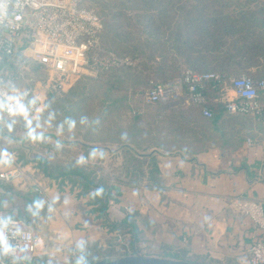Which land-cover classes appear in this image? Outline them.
<instances>
[{
  "label": "crops",
  "instance_id": "0c3cea01",
  "mask_svg": "<svg viewBox=\"0 0 264 264\" xmlns=\"http://www.w3.org/2000/svg\"><path fill=\"white\" fill-rule=\"evenodd\" d=\"M162 105L165 115L190 108ZM132 112L144 119L136 125L138 135L131 132L132 137L115 148H101L103 162L109 154L121 161L113 173L104 175L113 194L105 211L79 188L45 176L33 164L20 163L13 182L0 178V223L22 219L41 237L35 255L11 264H77L93 249L101 248L102 253L111 243L131 249L128 255L165 257L163 250L172 249L195 264H250V248L262 232L234 210L233 201L254 200L264 207L262 123L252 115L227 111L218 112L212 121L197 111L193 121H157L155 130L150 115L157 107ZM3 120L0 113V175L19 164L25 150L23 139L3 130L10 124ZM128 150L146 158L138 178L128 176L134 165L122 163L131 155ZM153 158L157 172L151 176ZM38 184L44 196L34 192ZM131 212L140 214L133 234L115 229Z\"/></svg>",
  "mask_w": 264,
  "mask_h": 264
},
{
  "label": "rangeland",
  "instance_id": "374dc122",
  "mask_svg": "<svg viewBox=\"0 0 264 264\" xmlns=\"http://www.w3.org/2000/svg\"><path fill=\"white\" fill-rule=\"evenodd\" d=\"M83 5L103 22L101 47L136 64L80 79L66 97L50 99L35 118L7 121L6 134L23 139V165L51 174L93 172L91 179L101 185L121 162L111 154L103 162L101 148H115L132 137L139 116L133 110L158 106L145 105L139 96L148 82H167L187 70L213 71L225 76L229 88L233 77L257 75L264 67V0H85ZM182 22L183 30L204 28L205 33L194 35V47L177 52L169 45ZM157 42L167 47L154 48ZM179 95L176 104L192 106L186 93ZM112 107L122 108L119 115L103 113ZM123 159L127 164L129 156ZM113 250L110 260L130 253L127 247ZM103 257L100 248L87 264Z\"/></svg>",
  "mask_w": 264,
  "mask_h": 264
},
{
  "label": "built area",
  "instance_id": "2783aa9c",
  "mask_svg": "<svg viewBox=\"0 0 264 264\" xmlns=\"http://www.w3.org/2000/svg\"><path fill=\"white\" fill-rule=\"evenodd\" d=\"M84 1L0 0V104L15 107L9 97H18L27 109V117L35 118L51 96L63 98L80 79L136 64L132 58H121L101 47L103 22L83 5ZM224 80L220 73L187 70L169 82H151L139 96L148 106L174 105L182 100L180 92L187 91V102L201 106L203 116L210 119L214 113L205 106V96L199 89L205 83ZM222 101L229 114L252 115L264 126V78L233 77ZM0 113L9 122L25 117L6 107H0ZM22 166L15 164L0 178L13 182ZM34 192L45 195L40 184ZM233 208L249 217L253 227L262 232L250 248V264H264L263 204L237 198ZM40 244V235L26 221H1L0 264L28 259L38 252Z\"/></svg>",
  "mask_w": 264,
  "mask_h": 264
},
{
  "label": "trees",
  "instance_id": "16d2710c",
  "mask_svg": "<svg viewBox=\"0 0 264 264\" xmlns=\"http://www.w3.org/2000/svg\"><path fill=\"white\" fill-rule=\"evenodd\" d=\"M194 21L195 20L191 21L190 24L194 25ZM183 24H184V22H182L180 24L181 28L176 31L177 38L174 40V42L172 44L169 45V48L171 50H176L177 52H181L182 50L189 49L190 45H191V47H194V44H195L194 43V35L197 34V35H199V37H202V35H204L203 33H205L204 28H199V32L183 30ZM261 35L264 36V32ZM166 47L167 46L161 42H157L156 44H154V48H166ZM263 60H264V57H263ZM195 72H199V71H195ZM207 72H213V71H207ZM200 73H205V72H200ZM214 73H217V72H214ZM242 75H244V74H242ZM245 75L250 76V77L255 78V79H262V78H264V67L261 68V70L258 72L257 75H248V74H245ZM180 76H177V77L175 76L171 80H174ZM239 76H241V75H239ZM171 80H168L167 82H169ZM152 81H154V80H152ZM162 83H166V82H162ZM150 84H151V81L148 82L146 87H148ZM229 88H230V86H229ZM229 88L227 87L226 80H224V81H218V82L205 83L204 86L199 89V92H201L205 96V99H206L205 106L210 108L214 113V116L212 118H210L212 121H214L216 119V115L218 112L226 111V104L222 101V98L225 95L227 89H229ZM185 93H186V96L188 98L187 91H185ZM67 95H65L64 97H66ZM50 99H57V98L54 96H51L48 99V101ZM191 104H192V106H190L189 109L184 110V111L176 109L175 113H170L169 115L163 114V112H164L162 109L163 105L158 104L157 109H160V111L155 112V113L150 115L152 117V120L154 121L155 130L157 128H159V125H157V123H156L157 121L172 122V123L178 122V121L179 122H181V121H189V122L193 121V117L196 116L195 113L197 111H200L202 114V107L195 105L193 103H191ZM112 108H110L112 110H109V109L104 110L103 113L108 114L110 112H113V113L118 114L119 112H121L120 109H122V108H118V107H112ZM188 110H191L192 112L190 111V113H189ZM137 115H139V116H137L135 126H133V128H131V130H132L131 132L134 134V136L138 135L136 125L138 126V123L140 121L143 122V120H144L142 118L141 114H137ZM202 116H203V114H202ZM105 118H107V117H105ZM166 118L169 120H166ZM115 125H116V122H115ZM129 151L130 150H128L127 152L131 155H129V160H128L127 164L128 165H130V164L134 165L135 169L133 170L132 173L130 171H128V173H129L128 176L130 175L132 178H138V172H139L140 168L146 164V161H145L146 158H145V156L142 159L138 158L136 156H133L132 153H130ZM41 162H44V160H41ZM19 163H22V161H20V159H19ZM150 165L153 166V168H154L153 171L151 172V176H152V175H155L157 172L156 171L157 170L156 159L153 158L150 162ZM37 169H39V168H37ZM41 172L49 178L56 179V180L60 181L62 184L67 182V183L71 184L72 187L79 188L81 190L82 195H89L90 196L91 202L98 206L100 212L105 211V209L107 208L108 202H110L113 198V194L111 192L112 189L109 186V179L107 177H106L107 179H105L104 181H101V185H100V184H96L94 182V180L91 179V175L93 172L86 173L83 170H71L70 172H64L61 174H53V173L51 174L47 169H43ZM139 216H140V214H138L137 212L128 213L127 218L125 220V223L123 225L115 226V227L113 226V227L115 229L120 230L121 233L133 234L132 229H134L133 226H135L133 222H134L135 218L139 217ZM134 234L138 235L136 228L134 230ZM114 246H115V244L111 243V245L109 246V250H107V251L105 250L104 253H101V255L104 254V256H105L102 259H108L110 256L113 255V253H114L113 247ZM92 251H93L92 254H89L86 256V259H85L86 262L92 260L95 256L99 255L100 248L97 247V248L93 249ZM163 253H164L166 258H172V259L190 262V260L187 258L185 253L184 254H181V253L178 254V252H175L172 249L163 250Z\"/></svg>",
  "mask_w": 264,
  "mask_h": 264
},
{
  "label": "water",
  "instance_id": "95a60500",
  "mask_svg": "<svg viewBox=\"0 0 264 264\" xmlns=\"http://www.w3.org/2000/svg\"><path fill=\"white\" fill-rule=\"evenodd\" d=\"M89 264H195V263L172 259V258L147 256L140 253H135L133 255L122 256L118 259H112V260L101 259Z\"/></svg>",
  "mask_w": 264,
  "mask_h": 264
},
{
  "label": "clouds",
  "instance_id": "9594fccd",
  "mask_svg": "<svg viewBox=\"0 0 264 264\" xmlns=\"http://www.w3.org/2000/svg\"><path fill=\"white\" fill-rule=\"evenodd\" d=\"M9 100L15 101V107H13L12 105H9V104H0V107H6L13 114H19V115H23V116L27 117V109L25 108V106L22 103L19 102L18 97H15V96L9 97ZM29 123H31V122L29 121ZM77 264H87V262L84 261L83 259H81V260L77 261Z\"/></svg>",
  "mask_w": 264,
  "mask_h": 264
}]
</instances>
